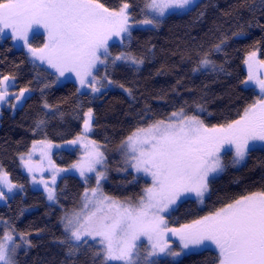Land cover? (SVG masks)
I'll return each instance as SVG.
<instances>
[{
  "label": "trees",
  "instance_id": "trees-1",
  "mask_svg": "<svg viewBox=\"0 0 264 264\" xmlns=\"http://www.w3.org/2000/svg\"><path fill=\"white\" fill-rule=\"evenodd\" d=\"M100 2L111 10L119 8L125 0ZM127 2L131 5V16L136 21L143 19L144 0ZM249 3L258 6L259 0ZM240 4L241 0H200V7L190 13L167 14L158 28L133 29L130 42L112 44L109 51L112 55L131 51L143 56L144 64L138 70L120 63L114 69L110 67L114 86L97 97L77 91L71 80L55 86L54 75L30 62L11 38L0 40V74L14 76L16 89H31L19 107L3 108L0 112V173H6L8 180L23 186L0 204V221L7 220L15 232L27 234L32 245L18 250L17 264H93L91 252L98 247L95 242H89V247L74 261L66 258V246L59 242L65 236L61 217L65 212L79 210L84 203V184L74 164L77 152L67 147L54 149V161L66 171L56 186L57 205L49 204L40 190L29 188L28 179L19 168V156L34 141L68 143L81 131L85 110L92 108V137L101 144L108 167L103 193L119 202H135L148 180L130 167L121 170L125 168V155L119 146L133 130L166 119L181 107L188 115H198L206 126L212 127L239 119L244 108L258 97L264 99L254 85L243 83L249 77L243 65L246 53L257 49L264 59V14L257 8L253 16L248 7ZM201 11L205 13L203 17L199 16ZM249 21L254 26L249 27ZM241 28L244 36L232 37ZM221 33L230 38L211 59L224 70L193 72L199 54L218 42ZM30 42L38 46L43 36L34 35ZM125 89H130L132 95ZM196 104H201L204 110L197 109ZM38 121L44 123L37 127ZM230 155L228 151L223 153L226 162ZM260 190H264V150L251 152L240 166H229L211 179L203 206L198 207L194 199L182 200L166 215V227L180 228L223 207L231 199ZM4 229L0 224V236ZM174 238L178 237L170 239ZM217 258V252L208 248L176 260L157 259L159 264H218Z\"/></svg>",
  "mask_w": 264,
  "mask_h": 264
},
{
  "label": "snow or ice",
  "instance_id": "snow-or-ice-1",
  "mask_svg": "<svg viewBox=\"0 0 264 264\" xmlns=\"http://www.w3.org/2000/svg\"><path fill=\"white\" fill-rule=\"evenodd\" d=\"M240 6L248 7L253 16L257 8L264 14V0H259L258 6L249 0H241ZM130 7L127 0L119 10H110L100 0H0V36L23 40L33 63L36 60L47 63L59 76L74 73L80 84L77 91L90 88L92 93H100L115 83L110 78V67L114 69L120 63L138 70L145 62L143 56L128 50L113 56L109 51L111 39L118 38L121 44L130 42L134 25L158 28L166 14L190 13L200 7V0H144L141 9L144 18L139 21L129 13ZM204 14L201 11L199 16ZM248 26H254L253 21H249ZM34 27H42L47 33V42L41 48H33L29 43L28 33ZM6 30H10V37ZM242 36V28L232 33V37ZM229 38L221 33L218 42L199 54L193 72L223 71V66L217 65L211 55L219 53ZM256 56L257 52H251L245 63L255 60ZM256 62L264 65V60ZM98 66L105 69L102 77L96 74ZM253 80L264 95V79L254 77L251 71L243 83L247 86ZM14 86V76L0 78V103L13 97L21 103L31 91L25 87L18 94L10 93L8 89ZM119 87L124 88V85ZM125 91L132 95L130 89ZM44 106L49 107L47 103ZM196 108L204 110L201 104H196ZM85 116L88 117L84 120L87 131L91 108ZM43 123L38 121L37 127ZM120 147L125 155V168L121 170L131 167L137 173L142 172L151 177V185L143 189L135 202L121 203L104 195L100 185L106 179V173L96 168V165H103L104 154L95 151L87 171L95 173L97 187L91 189V196L85 189L84 203L78 211L65 212L61 217L65 236L59 242L66 246V258L74 261L93 241L98 245L91 252L93 264H159L157 258L161 256L176 258L182 253L207 250L209 245L218 250V264H264V190L231 199L223 207L180 228L168 229L162 215L181 199L194 197L202 204L211 179L230 165H241L251 152L264 150V99L244 108L239 119L212 127L206 126L198 115H188L181 107L166 119L155 120L147 127H137ZM227 151L233 153L228 162L222 154ZM20 158L27 164L23 154ZM28 171H32L31 167ZM6 175H0V184L7 187V193L23 188L4 179ZM80 175L85 176L83 168ZM52 182L55 184V177ZM33 183H37L35 177ZM39 183L44 184L47 199L57 201L56 190L49 187L46 180L41 179ZM7 193L0 187V200H6ZM90 206L94 210L89 211ZM0 224L7 225V222L0 221ZM12 232H15L14 228ZM166 232L179 238L180 251L172 250L164 238ZM25 236L20 234L19 238L31 247V241ZM142 238L147 240L143 251ZM20 247L12 234L4 232L0 236V264H17Z\"/></svg>",
  "mask_w": 264,
  "mask_h": 264
},
{
  "label": "rangeland",
  "instance_id": "rangeland-1",
  "mask_svg": "<svg viewBox=\"0 0 264 264\" xmlns=\"http://www.w3.org/2000/svg\"><path fill=\"white\" fill-rule=\"evenodd\" d=\"M119 8H117L116 10H119ZM178 13H182V12H178ZM145 27H152V26L151 25H147V26L134 25L132 30L135 29V28H145ZM6 32L8 33V36H10V30H6ZM37 34H41L43 36V42L40 45H38V46L37 45H33L30 42V39L34 35H37ZM28 36H29V43L32 45L33 48H41L47 42V33L45 32V30L42 27H34L32 30L29 31ZM4 38H5L4 36H0V40H2ZM12 42H13V44H14V46L16 48L22 49L25 52V54H26L27 58L29 59V61L33 63V58L31 56V54L28 52V48L24 45L23 40H13L12 39ZM115 43L121 44L119 42L118 38L114 37L113 39H111L109 41V46L112 45V44H115ZM127 43H128V41H124L123 44H127ZM253 51L257 52V56H256L255 60H249V63H245V61L249 59V54L251 52H253ZM119 53H117V54H119ZM117 54H114L113 56H115ZM262 60H264V59L260 58L259 51L257 49H252V50H250L249 52L246 53L243 65H244L245 71L247 72L248 76H249V73L251 71V74L254 77H258L259 79H264V65H260V64H258L256 62V61H262ZM33 64L49 70L54 75V85L55 86L61 85L64 82L71 80V81H74V83L77 85V88L80 89L79 81L77 80V78H76L74 73L66 72L64 76H59V73L56 71V69L49 67L47 65V63H42L41 61L36 60L35 63H33ZM249 64H251V69L249 68ZM99 68H101V70L99 72L97 71L96 74H97L98 77H102L104 75V73H105V69H104L103 66H98V69ZM2 76L3 75H0V78H2ZM250 84H252V86L254 85L256 87L255 89L261 93L259 86L255 83V80H253L252 83H250ZM113 86H114L113 84L107 86V88L102 89L100 93H92L90 88H83L79 92H87V93L91 94L93 97H97L102 92H104L106 89L112 88ZM247 86H249V85H247ZM21 88H25V87H21ZM21 88L16 89L14 87H11V88L8 89V91L10 93H17L18 94L19 90ZM30 93H31V91L26 94V97H28V95ZM25 99L26 98H24L21 103H18L13 97L11 99L6 100L3 103H0V112H1V109H3V108L15 109V108L19 107L23 103V101ZM259 99L260 98L258 97L257 100H259ZM10 105H16V107L13 108ZM88 109L89 108H87L85 110V112H84L81 131L71 140V141L75 140L76 143H74V144L66 143V144L55 145L52 142H50L49 140H47V139H40V140L34 141V142H37V143L34 144V142H33L31 147L28 149V151L23 153L24 160L27 161V164H25L21 160L20 157H21L22 154L19 156V168H20L21 172L27 177L29 188L33 189V190H40L43 193L47 203H49V204L57 205L58 200L55 201V202L49 201L47 199V193L44 190V184L43 183H39V181L41 179L46 180L48 182V186L52 187V188H54L56 190L57 183H58L61 175L65 172V171H59V169H65V167L64 166H59L53 159V151H54V149L56 147H59V148L67 147V148L76 150L77 158H76V161L74 163L75 164V170H76L77 175L79 176V178L81 179V181L84 184V192H85V189H88L89 190V196H91V189L97 187L95 173L94 172H88L87 169H88V165H89L91 159L93 158V153L95 151H97V150L102 152V146L97 141H95L94 138L92 137V121H93V109L92 108H91L92 109V117H91V120H90V128L87 131L85 130L84 120L88 118V117L85 116V113L88 111ZM147 126L148 125H146L144 127H147ZM93 142H95V144H93ZM120 151L124 153V151L121 149V147H120ZM228 152L231 153L230 158H229V161H230L233 153L231 151H228ZM238 166H240V165L232 166V167H238ZM29 167H31V169H32L31 172L28 171ZM81 168H83L84 171H85V176L84 177H82L80 175V169ZM96 168H97V171L105 172L106 173V179H107V168L108 167H107V162H106L105 157H104L103 165H96ZM137 174L141 175L142 177H144V178H146L148 180V184L145 187H148V186L151 185V177L150 176H145L144 173H142V172L141 173H137ZM0 175H2V174L0 173ZM218 176H216V177H218ZM33 177H35L37 183H33ZM53 177H55V184H53V182H52L53 181ZM4 179L8 180L7 177H4ZM106 179L101 181L100 190L102 191V193L104 192L103 186H104V182H105ZM8 181H10V180H8ZM11 183H13V182H11ZM13 184H15V183H13ZM0 187H2L3 190L7 193V187L6 186L0 184ZM19 191H20V188H17V189H14L12 193H7L8 198L6 200H0V204H4L10 197H12L14 194H16ZM142 194H143V191L141 192L140 195H142ZM207 194L208 193L205 194V198H206ZM139 196L137 197V199L139 198ZM205 198H204V200H205ZM191 199H194L196 201V199L194 197L191 198ZM182 200H184V199H181L180 201H178L177 204L173 205L170 208V210L167 211L166 213H162L164 218ZM124 202H126V201L125 200H121V203H124ZM196 203H197L198 207H201L204 204V202L201 204V203H198L197 201H196ZM92 210H94V209L90 206L89 211H92ZM74 211H78V210L75 209L72 212H74ZM72 212H70V213H72ZM3 221L7 222V225L2 224L5 227L4 232H9L10 234H12L14 236L15 243L21 245L20 249H22V248L26 249L27 246L24 245L23 242L19 238V235L23 234V233L12 232V228H10L8 221L7 220H3ZM173 236L174 235L171 232H166L164 238L169 242V244H170V246H171L173 251H180L179 238L170 239ZM25 238L28 240L27 234H26ZM142 240L144 242L143 243L144 245L141 246V251H143L147 247L146 238H142ZM90 242H93V241H90ZM9 243H11V242H9ZM208 248L216 251L217 254H218V250L215 249L214 245H209ZM197 251H199V250H197ZM194 252H196V251H194ZM182 255H184V253H182L181 256ZM181 256H179V257H181ZM161 257L165 258L166 256H161ZM179 257H176V258L167 257V258H169L171 260H176Z\"/></svg>",
  "mask_w": 264,
  "mask_h": 264
}]
</instances>
